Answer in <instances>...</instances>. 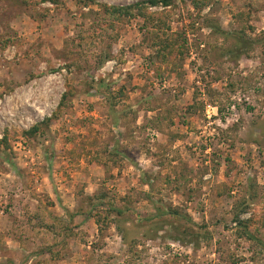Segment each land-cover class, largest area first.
<instances>
[{
	"label": "rangeland",
	"instance_id": "rangeland-1",
	"mask_svg": "<svg viewBox=\"0 0 264 264\" xmlns=\"http://www.w3.org/2000/svg\"><path fill=\"white\" fill-rule=\"evenodd\" d=\"M0 211V264H264V0H0Z\"/></svg>",
	"mask_w": 264,
	"mask_h": 264
},
{
	"label": "crops",
	"instance_id": "crops-1",
	"mask_svg": "<svg viewBox=\"0 0 264 264\" xmlns=\"http://www.w3.org/2000/svg\"><path fill=\"white\" fill-rule=\"evenodd\" d=\"M92 196L93 195H91L90 197H92ZM5 217L6 216H5L4 212L3 211H0V221L3 220L4 221L3 222L4 224L5 223H8L10 225L13 224L12 222L7 221L9 219H6ZM9 230H11V229L9 228ZM119 238L121 239L120 236H119ZM3 239H4L5 243L4 244H0V249H2V251L8 252V253H16L17 252L16 251L17 249L20 250V240L19 239L13 238V236H11L10 234L8 236H6V238L4 236Z\"/></svg>",
	"mask_w": 264,
	"mask_h": 264
},
{
	"label": "trees",
	"instance_id": "trees-1",
	"mask_svg": "<svg viewBox=\"0 0 264 264\" xmlns=\"http://www.w3.org/2000/svg\"><path fill=\"white\" fill-rule=\"evenodd\" d=\"M118 12H123L124 10L123 9H118L116 10ZM35 128L33 127L32 130H34ZM109 209H113L118 215H122L123 213H125V209H120V208H113V207H110ZM121 239L124 241L123 239V236H121Z\"/></svg>",
	"mask_w": 264,
	"mask_h": 264
}]
</instances>
